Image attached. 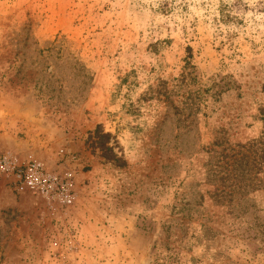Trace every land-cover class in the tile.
<instances>
[{
  "label": "rangeland",
  "instance_id": "1",
  "mask_svg": "<svg viewBox=\"0 0 264 264\" xmlns=\"http://www.w3.org/2000/svg\"><path fill=\"white\" fill-rule=\"evenodd\" d=\"M261 109L264 0H0V264H264Z\"/></svg>",
  "mask_w": 264,
  "mask_h": 264
},
{
  "label": "trees",
  "instance_id": "2",
  "mask_svg": "<svg viewBox=\"0 0 264 264\" xmlns=\"http://www.w3.org/2000/svg\"><path fill=\"white\" fill-rule=\"evenodd\" d=\"M259 114H260V119L262 121V124H263V132H262V135L264 136V109H261L259 110ZM109 137L108 134H103L101 133L99 135V141H98V147L100 148L102 154L104 157H106L107 153L109 152V148H105L104 146V143H105V140ZM262 145H264V142L262 143ZM260 150V154H259V158L262 162V164H264V147H262Z\"/></svg>",
  "mask_w": 264,
  "mask_h": 264
},
{
  "label": "built area",
  "instance_id": "3",
  "mask_svg": "<svg viewBox=\"0 0 264 264\" xmlns=\"http://www.w3.org/2000/svg\"><path fill=\"white\" fill-rule=\"evenodd\" d=\"M8 166H9L8 161L4 157L3 158L0 157V168H3V167L6 168ZM6 169H8V168H6ZM12 173L14 174V177H15L16 181L19 184H21L22 179L25 177L24 176V171L21 170V169H16V170L13 169Z\"/></svg>",
  "mask_w": 264,
  "mask_h": 264
}]
</instances>
